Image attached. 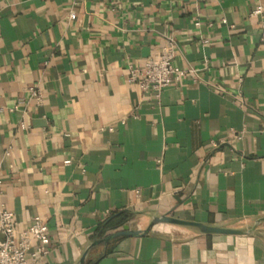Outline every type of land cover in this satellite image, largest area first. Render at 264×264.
Returning <instances> with one entry per match:
<instances>
[{"label": "crops", "instance_id": "0c3cea01", "mask_svg": "<svg viewBox=\"0 0 264 264\" xmlns=\"http://www.w3.org/2000/svg\"><path fill=\"white\" fill-rule=\"evenodd\" d=\"M262 23L264 0H0V203L21 229L47 222L33 264H76L122 211L247 232L160 223L93 264H264ZM170 41L194 71L142 94L128 67Z\"/></svg>", "mask_w": 264, "mask_h": 264}, {"label": "built area", "instance_id": "2783aa9c", "mask_svg": "<svg viewBox=\"0 0 264 264\" xmlns=\"http://www.w3.org/2000/svg\"><path fill=\"white\" fill-rule=\"evenodd\" d=\"M119 1L109 0V3L115 6ZM262 12L263 8L258 5L252 9L251 15ZM69 16L73 17L74 13L71 12ZM198 23L199 21L195 24ZM262 28L264 29V23ZM193 71L194 69L182 67L175 62L174 43L170 41L142 66L130 65L128 78L137 85L142 94L153 93L159 97L164 88ZM27 90L32 97L41 100V92L37 85H29ZM0 231L3 234L0 238V264H33L48 252V225L40 215H34L29 225L21 229L14 211L0 203Z\"/></svg>", "mask_w": 264, "mask_h": 264}, {"label": "water", "instance_id": "95a60500", "mask_svg": "<svg viewBox=\"0 0 264 264\" xmlns=\"http://www.w3.org/2000/svg\"><path fill=\"white\" fill-rule=\"evenodd\" d=\"M166 223V224H174V225H183V226H191L199 229L203 233H213V234H243L247 231H243L242 229L233 228V227H225L220 225H213L209 223H205L198 220L192 219H183L178 218L170 214H161L152 218L150 225L146 229L140 228H131L128 223L123 224L122 227L112 231L105 235L102 239H94L83 251L79 260L76 264H85L86 256L92 247L95 245L109 241L113 238H118L122 236H141L148 233L149 229L156 224Z\"/></svg>", "mask_w": 264, "mask_h": 264}, {"label": "trees", "instance_id": "16d2710c", "mask_svg": "<svg viewBox=\"0 0 264 264\" xmlns=\"http://www.w3.org/2000/svg\"><path fill=\"white\" fill-rule=\"evenodd\" d=\"M128 217L129 214L123 211L113 213L110 217H108L98 225L96 233L94 235V239H102L105 235L108 234L109 231L116 230L122 227L123 224L127 223ZM114 240H116V238L113 239V241ZM106 242H108V244L111 243V241ZM109 250H111V247L108 248V251ZM94 262L95 261L86 259L85 264H93Z\"/></svg>", "mask_w": 264, "mask_h": 264}]
</instances>
